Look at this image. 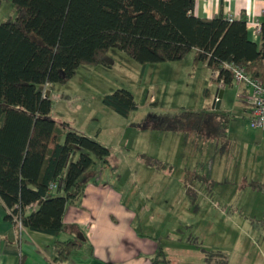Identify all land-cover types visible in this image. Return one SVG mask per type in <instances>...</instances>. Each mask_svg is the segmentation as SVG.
Wrapping results in <instances>:
<instances>
[{"label": "trees", "instance_id": "1", "mask_svg": "<svg viewBox=\"0 0 264 264\" xmlns=\"http://www.w3.org/2000/svg\"><path fill=\"white\" fill-rule=\"evenodd\" d=\"M10 1L19 15L0 22V199L20 230L58 237L68 206H79L85 196L95 158L107 167L111 156L97 140L50 118L53 102L46 87L69 83L82 66L112 68L113 49L145 66L193 54L216 84L231 86L233 67L264 84V23L258 44L245 15L200 18L194 14L197 0ZM103 103L124 118L137 109L125 89L106 95ZM228 119L220 112L181 108L152 118L150 125L194 136L196 144L226 143ZM152 163L165 168L161 161ZM192 175L197 174L187 171V185ZM31 206L36 208L28 211ZM57 245L61 262L81 247L75 240ZM203 252L207 264H229L221 252ZM151 264L170 261L158 250Z\"/></svg>", "mask_w": 264, "mask_h": 264}, {"label": "crops", "instance_id": "2", "mask_svg": "<svg viewBox=\"0 0 264 264\" xmlns=\"http://www.w3.org/2000/svg\"><path fill=\"white\" fill-rule=\"evenodd\" d=\"M194 12L195 16L206 19L220 15L239 19L245 15L248 23L259 21L263 24L264 0H197ZM249 34L252 41L260 43V37H255L250 30ZM218 90L224 91V95L220 109L215 110L213 104ZM207 91V106L202 109L229 117L227 140L226 143L196 144L194 136L171 135L170 162L164 163L172 167L177 164L180 168L191 165L197 169H186V174L188 171L197 175L191 176L188 185L185 176L182 195H178L173 205L177 208L184 206L191 213L198 194L204 195L214 184L213 190L216 191L211 194L220 200V208L216 209L219 213L233 208L237 212H252L256 201H264V131L251 123L252 105L239 96L240 93L247 94L244 86L233 83L224 87L212 80ZM159 136H162V148L163 137L167 136ZM108 168L110 163L99 174L100 178H95L98 171H90L85 196L79 206H68L64 216L65 228L58 237L18 229L7 219L6 207L0 199V264H151L158 250L165 251L170 264H207L203 250L225 253L229 264H264V235L260 244L254 232L242 234L243 225L241 230L236 229L240 234L230 247L225 242V227L210 226L208 236L219 239L216 246L210 245V250L203 248L193 235L186 238V233L195 229L194 221H181L166 229L154 227L151 221L156 215L158 219L162 218L163 205L149 207L152 192L136 193L124 185L120 187L123 177L110 176ZM146 174L140 182L148 180L149 184H156L150 181L158 178L161 183H169L166 177L155 179L152 173ZM188 191L192 197L180 204V199L187 196ZM232 201L235 202L232 204ZM261 206L264 210V204ZM260 228L264 233V226ZM68 240H75L81 247L73 251L68 260L61 262L57 243Z\"/></svg>", "mask_w": 264, "mask_h": 264}, {"label": "rangeland", "instance_id": "3", "mask_svg": "<svg viewBox=\"0 0 264 264\" xmlns=\"http://www.w3.org/2000/svg\"><path fill=\"white\" fill-rule=\"evenodd\" d=\"M18 15L19 11L12 1L0 0V22L16 20ZM109 56L114 60L112 68L82 66L69 83L46 87V91H51L50 98L53 102L50 118L58 124L67 122L72 130L108 147L111 156L107 173L115 178L123 177L120 187L124 185L129 191L132 189L136 193L152 192L149 207L163 205L162 218L158 219L156 215L151 221L154 227L166 229L181 221H194L192 225H195V229L188 231L186 238L193 235L203 248L208 247L210 250V245L216 246L219 240L218 237L208 236L210 226L225 227V242L230 247L240 234L236 229L241 230L240 226L243 225L242 234L254 232V237L258 235L257 240L261 244L263 240L260 238L264 235L260 228L264 226V210L261 205L264 201H256L252 212H237L233 208L219 213L216 209L220 208V200L218 196L211 194V191H216L212 184L210 187L206 186L208 190L204 195L198 194L199 198L191 213L184 206L177 208L173 205L185 187L183 180L185 181L186 169H197L191 168V165L180 168L177 164L172 167L164 163L170 162L169 141L173 133L152 128L150 121L155 117L177 114L181 108L198 110L207 106L205 95L212 85V74L205 64L195 63L193 54L182 61L146 66L116 49L111 50ZM120 89L130 91L137 104V109L128 118L118 115L103 103L106 95ZM160 134L167 136L163 137L162 148ZM155 160L164 163L165 168L152 166ZM95 161L96 165L91 172L98 171L95 178H100L99 174L105 169L103 163L96 158ZM145 173L146 176L152 173L155 179L166 177L169 183H161L158 178L150 181L157 182L156 184H149L148 180L142 183L140 178H144ZM156 191L161 194L155 193ZM187 194L180 199V204L192 197V193ZM243 242L245 243L244 240ZM259 243L256 242L257 247Z\"/></svg>", "mask_w": 264, "mask_h": 264}, {"label": "built area", "instance_id": "4", "mask_svg": "<svg viewBox=\"0 0 264 264\" xmlns=\"http://www.w3.org/2000/svg\"><path fill=\"white\" fill-rule=\"evenodd\" d=\"M248 29L254 33L255 37H259L262 29L261 22L248 23ZM233 73L234 83L244 86L247 91V94L240 93L239 96L252 105L251 123L257 129L264 131V84L253 79L242 68L233 67ZM52 190H56V186H52ZM35 208L36 206H31L28 211Z\"/></svg>", "mask_w": 264, "mask_h": 264}, {"label": "water", "instance_id": "5", "mask_svg": "<svg viewBox=\"0 0 264 264\" xmlns=\"http://www.w3.org/2000/svg\"><path fill=\"white\" fill-rule=\"evenodd\" d=\"M50 94H51V92L48 91L47 92V97H50ZM223 95H224V91H222V90H218L217 91L216 96H215V101H214V104H213V109H215V110H219L220 109V106H221V103H222V100H223Z\"/></svg>", "mask_w": 264, "mask_h": 264}]
</instances>
